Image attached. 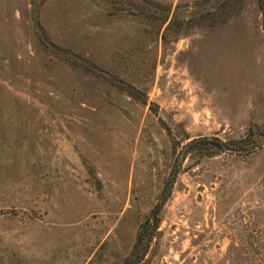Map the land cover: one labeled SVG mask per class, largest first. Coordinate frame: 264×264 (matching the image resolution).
<instances>
[{
	"label": "rangeland",
	"instance_id": "374dc122",
	"mask_svg": "<svg viewBox=\"0 0 264 264\" xmlns=\"http://www.w3.org/2000/svg\"><path fill=\"white\" fill-rule=\"evenodd\" d=\"M35 14L141 100L47 51ZM256 128L258 0H0V264H264ZM249 129L186 153L163 201L186 144Z\"/></svg>",
	"mask_w": 264,
	"mask_h": 264
},
{
	"label": "trees",
	"instance_id": "16d2710c",
	"mask_svg": "<svg viewBox=\"0 0 264 264\" xmlns=\"http://www.w3.org/2000/svg\"><path fill=\"white\" fill-rule=\"evenodd\" d=\"M259 8L262 13V25L264 29V0H258ZM168 19V15H165L163 18L162 23H165ZM174 18L170 19L166 30L169 29L170 25L173 24ZM33 26L37 32L38 38L40 40V43L42 46L49 52H52L56 55H62L66 57L74 66L80 67L92 74L98 75L103 77L105 80H107L109 83L114 85L116 88H118L121 91H125L127 94L130 96L140 99L141 100V92L132 84L122 80L121 78H118V76L112 75L110 72L107 70L101 68L100 66L86 60L85 58L79 56L72 50L68 48H62L58 45H56L50 38L43 27V25L40 23L38 15L35 14L33 17ZM163 37L165 36V33L162 34ZM144 101V99H143ZM261 131V133H264V128H256V131ZM168 133H170L169 128H167ZM254 134L255 130L249 129V131L242 137H240L237 140L238 145H235L232 142H225L220 140L219 138L213 137V138H208V137H201V138H196L193 139L189 142V146L187 148V153H189L192 149L198 148L201 150V155H208L211 156L213 155L214 151L209 150L208 145H211L212 147H215L217 149H228V150H239V149H248L250 147H253L256 145V142L254 140ZM149 229H147L145 234L138 233V238L136 241V245L138 246L139 244L144 243V238H146V234H148Z\"/></svg>",
	"mask_w": 264,
	"mask_h": 264
},
{
	"label": "water",
	"instance_id": "95a60500",
	"mask_svg": "<svg viewBox=\"0 0 264 264\" xmlns=\"http://www.w3.org/2000/svg\"><path fill=\"white\" fill-rule=\"evenodd\" d=\"M188 146H189V144H186V145L184 146V148H183L181 154H180V157H179V160H178L177 166H176V168L173 170L172 175H171V178H170V181H169V183H168L167 190H166V192H165V196H164V198H163V201L166 200V197L168 196L169 191L171 190V188H172V186H173V182H174V179H175V176H176V173H177L178 167L181 165L182 161H183L184 158H185V155H186V153H187V148H188ZM232 151H239V150H235V149H234V150H232ZM162 205H163V203L160 202V203L158 204V208L161 207ZM158 208H157V209L154 211V213H153V216H152L153 219L156 217V214H157V210H158ZM150 234H151V232L148 233V236H147V238L145 239V242H144V244H143L144 246L147 244ZM142 249H143V248H142ZM141 251H142V250H140V251L136 254V256L132 259V261L136 260V258L139 256V254L141 253Z\"/></svg>",
	"mask_w": 264,
	"mask_h": 264
}]
</instances>
